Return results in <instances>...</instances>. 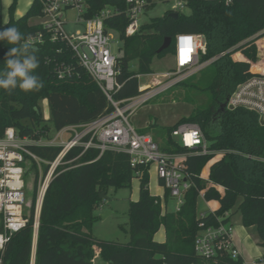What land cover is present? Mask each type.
<instances>
[{"label": "trees", "instance_id": "trees-1", "mask_svg": "<svg viewBox=\"0 0 264 264\" xmlns=\"http://www.w3.org/2000/svg\"><path fill=\"white\" fill-rule=\"evenodd\" d=\"M147 1L146 10L154 5L153 0ZM183 1L188 12L168 11L142 24L131 37L126 36L130 23L127 0H85L84 15L90 19L106 7L114 10L105 22L106 29L119 34L125 49V57L118 63L121 88L114 96L117 101L140 94L139 76L153 74L156 59L175 53L178 34L205 38L202 61L214 59L205 68L211 71L210 80L204 87L190 86L207 93L211 102L166 129L167 143L161 146L166 152L188 154L186 171L194 186L186 193L180 209L163 214L160 198L150 192L149 166L133 168L128 154L114 151L98 158L100 152L91 149L73 164L61 167L52 180L42 206L37 242L32 214L29 224L13 235L3 254L0 252L2 264H33L34 258L35 264H94L95 248L108 264H201L194 248L196 236L201 227L216 225L226 212L232 217L240 214L243 226L256 230L259 245L264 248V126L252 111L224 107L240 83L256 75L264 76V58L258 56L264 50V0H233L231 4L223 0ZM16 4L17 0H13L10 20L5 23L0 0V27L16 26L25 37L23 42L42 37V42L34 45L39 59L36 74L44 86L29 92L0 89V138L9 127L22 137L40 138L50 132L49 123L60 130L89 124L110 113L113 108L106 95L79 65L70 44L60 38L53 41L42 24L32 23L44 16V1L34 0L19 19L13 16ZM168 38L172 39L170 47L158 54ZM10 47L0 42V69L4 68ZM133 62H137V71L131 69ZM62 69H68V73L60 77ZM195 77L179 85L188 86ZM43 99L50 108L49 120L40 106ZM183 123H194L202 129L212 154H193L175 141L172 133ZM61 150L33 148L36 155L48 162H53ZM222 151L225 154L216 158L215 153ZM81 152L79 148L73 150L67 160ZM213 160L209 178L204 179L202 172ZM136 177L140 179V197L129 205L128 228L121 226L129 234V242L98 239L93 227L100 219L97 210L104 203L101 194L108 193L109 188H130ZM216 186H222L224 192ZM201 193L208 202L218 201L220 207L199 217ZM168 198L170 193L166 191L165 199ZM162 227L167 237L160 243L155 235Z\"/></svg>", "mask_w": 264, "mask_h": 264}, {"label": "built area", "instance_id": "built-area-1", "mask_svg": "<svg viewBox=\"0 0 264 264\" xmlns=\"http://www.w3.org/2000/svg\"><path fill=\"white\" fill-rule=\"evenodd\" d=\"M44 16L42 26L51 34L53 41L59 38L67 41L84 71L97 83L112 106V111L85 125H73L63 129L51 130L40 138L22 137L15 128L6 129L0 138V252L4 253L7 244L19 231L25 228L34 214L35 236L40 225V215L45 194L59 169L76 162L91 150H98L99 157L107 151L125 153L130 156L131 166L155 165L156 173L170 197L177 200L178 211L184 203L186 193L194 186L186 171L187 153L163 151L161 145L149 133H139L132 125L130 117L139 107L149 103L159 95L167 92L189 78L197 75L209 66L214 59L203 62L206 53L205 38L201 35L178 34L174 40L175 66L172 71L159 75H145L156 80L141 83L140 94L134 98L117 101L115 94L121 85L117 80L119 60L125 57L124 47L114 52V41L106 29V20L113 16L110 7L103 9L97 16L85 18V0H42ZM172 10L185 12L186 3L175 0ZM231 4L233 0H223ZM129 5V25L126 36L137 34L142 26L141 19L149 5L147 0H127ZM76 9V25L82 30L69 33L66 30V12ZM42 37L32 38L27 43H41ZM68 73L60 70V77ZM226 108L235 110L243 108L258 115L264 126V76L256 75L240 83L227 101ZM173 138H181L178 143L191 150L193 154L208 155L213 152L202 129L194 123H183L172 133ZM34 147L61 148L53 162H48L33 151ZM82 152L72 160L67 156L75 149ZM225 154L216 152V158ZM264 161V156L262 157ZM48 167L46 171L44 167ZM29 172L34 184L28 191L26 179ZM140 176L141 174L138 173ZM40 191L36 204L33 202L35 186ZM222 187V186H220ZM30 196V198H29ZM166 208L163 206V214ZM214 212V211H211ZM206 215V214H204ZM202 215V216H204ZM195 253L202 260L201 264H264V259L248 260L235 242L233 217L226 212L219 217L216 225H205L199 230L195 239ZM95 260V258H94ZM0 264L2 256L0 255Z\"/></svg>", "mask_w": 264, "mask_h": 264}, {"label": "rangeland", "instance_id": "rangeland-1", "mask_svg": "<svg viewBox=\"0 0 264 264\" xmlns=\"http://www.w3.org/2000/svg\"><path fill=\"white\" fill-rule=\"evenodd\" d=\"M34 0H17L13 16L15 19H19L24 16L30 9ZM13 0H2V19L7 23L10 20V7ZM153 4L148 10L145 11L141 23H149L152 19L164 16L168 11H171L176 4L175 0L168 2H162L161 0H153ZM185 12H188L185 9ZM78 15L76 9H71L66 12V30L69 33L82 30L81 25H76L75 20ZM36 20H34L35 22ZM110 37L114 41L112 50L118 51L124 47V43L121 41L117 32L111 31ZM259 57L264 58V50L258 52ZM175 66V58L173 55H168L163 59H156L152 65L153 74H161L172 71ZM137 62L131 64V69L137 71ZM211 71L205 69L198 73L196 77L191 80L188 86L177 85L167 92L159 95L149 103L139 107L136 112L130 117L132 125L138 130L139 133H149L155 140L162 146L167 142L166 129L175 126L182 119L189 117L198 108H206L211 102V98L207 93L200 92L197 89H193L190 85L196 84L200 87H204L210 80ZM141 83H156L153 77L142 76L140 77ZM40 106L43 115L46 120L51 117L48 101L43 99L40 101ZM51 135L55 134V130L51 123ZM175 141H181V138H174ZM45 169V167L43 168ZM29 172L26 179L28 191L31 190L34 184L33 175ZM150 183L152 191L157 189L161 191L163 196L164 188L160 187L155 175V165H151L149 169ZM51 184V183H50ZM50 186V185H49ZM140 179L136 177L132 181L130 188H109L108 193H103L107 196L108 200H104L103 205L97 210V214L100 219L94 224L93 234L95 237L101 240L117 241L120 243H128L130 236L128 233L121 229V226L128 228V210L131 202H137L139 200ZM40 191L39 184L35 186L33 202L36 204L38 193ZM47 193V192H46ZM46 196V194H45ZM30 198V196H29ZM160 198V197H159ZM162 203V199L160 198ZM44 202V201H43ZM177 205L176 199H169L168 210L174 211ZM43 206V205H42ZM217 202H207L204 199L203 193L198 198V215L201 217L204 214L209 213L210 208L217 207ZM113 212L111 216L106 219L102 218L103 211ZM42 211V210H41ZM234 233L238 235L240 245L244 250V255L249 258L264 259V248L259 245L258 236L254 228H246L242 224L240 214L233 217ZM39 229V228H38ZM163 236V230H161V237ZM36 241V236H35ZM158 242V241H157ZM163 243V242H160ZM96 250V248H95ZM95 258V257H94ZM94 264H108L103 259L95 260Z\"/></svg>", "mask_w": 264, "mask_h": 264}, {"label": "clouds", "instance_id": "clouds-1", "mask_svg": "<svg viewBox=\"0 0 264 264\" xmlns=\"http://www.w3.org/2000/svg\"><path fill=\"white\" fill-rule=\"evenodd\" d=\"M23 41L25 37L16 26L0 27V42L11 45L4 68L0 69V89L12 92L19 88L29 92L44 86L36 74L39 59L35 53L38 49L34 44Z\"/></svg>", "mask_w": 264, "mask_h": 264}, {"label": "crops", "instance_id": "crops-1", "mask_svg": "<svg viewBox=\"0 0 264 264\" xmlns=\"http://www.w3.org/2000/svg\"><path fill=\"white\" fill-rule=\"evenodd\" d=\"M34 20H36L35 22H34ZM32 23L33 24H36V23H42V18H37V19H33L32 20ZM162 74H164V73H161V74H159V76H161ZM153 75H157V74H153ZM143 76H145V75H143ZM214 163V160L213 161H211L206 167H205V169L203 170V172H202V177L204 178V179H208L209 178V172H210V167H211V165ZM155 175H156V177H157V181H158V184L160 185V187H163L164 188V191H163V196H161V191H159L158 189L156 190V191H152V189H151V186H150V192H151V195H153V196H157V197H160L161 199H162V206H164L165 208H166V211H169L168 210V203H169V199L171 198H168L167 200L165 199V194H166V189H165V187L163 186V183H162V181L159 179V177H158V175H157V173H156V168H155ZM216 188L221 192V193H223L224 192V188L223 187H220V186H216ZM139 194H140V189H139ZM203 195H204V193H203ZM139 197H140V195H139ZM172 199V198H171ZM205 199V198H204ZM208 202V201H207ZM212 202V201H211ZM214 202H217V204H218V206L217 207H215V208H210V210H209V212H211V211H215V210H217L219 207H220V203L218 202V201H214ZM176 209H177V205H176V207H175V210L174 211H176ZM107 212V210H105V211H103V213H106ZM169 212H173V211H169ZM113 214V212L111 213V215ZM111 215H109V216H111ZM161 230H163V236L161 237ZM234 236H235V242H236V244H237V247L239 248V250L241 251V253L244 255V250L242 249V247H241V245H240V240H239V238H238V235L236 234V233H234ZM166 237H167V235H166V230H165V228L164 227H162L160 230H159V232L155 235V240L156 241H158V242H165L166 241ZM245 256V255H244ZM246 257V256H245ZM247 258V257H246ZM35 259V258H34ZM97 259H100V250L99 249H96L95 250V260H97ZM248 260H259V259H255V258H252V257H249V258H247ZM95 260L93 261V263L95 262ZM34 262V261H33ZM34 264H35V262H34Z\"/></svg>", "mask_w": 264, "mask_h": 264}, {"label": "water", "instance_id": "water-1", "mask_svg": "<svg viewBox=\"0 0 264 264\" xmlns=\"http://www.w3.org/2000/svg\"><path fill=\"white\" fill-rule=\"evenodd\" d=\"M172 15L174 16H178L177 13H172ZM172 43V39L171 38H168L165 40V42L163 43V45L161 46V48L158 50V54H161L162 52H164L165 50H167L170 45ZM227 103L224 105V107H226ZM103 200H108L107 196L105 194H101L100 196ZM112 212H106L102 215V218L103 219H106L109 217V215H111ZM37 237H38V233L36 234V242H37ZM34 262H35V259H34ZM33 262V264H34Z\"/></svg>", "mask_w": 264, "mask_h": 264}]
</instances>
